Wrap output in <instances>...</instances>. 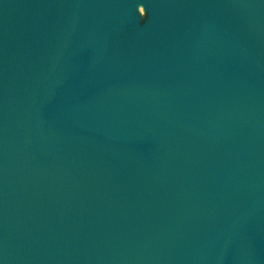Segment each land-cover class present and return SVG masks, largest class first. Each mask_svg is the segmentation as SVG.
<instances>
[{
	"label": "water",
	"instance_id": "1",
	"mask_svg": "<svg viewBox=\"0 0 264 264\" xmlns=\"http://www.w3.org/2000/svg\"><path fill=\"white\" fill-rule=\"evenodd\" d=\"M0 264H264V0H0Z\"/></svg>",
	"mask_w": 264,
	"mask_h": 264
},
{
	"label": "bare ground",
	"instance_id": "2",
	"mask_svg": "<svg viewBox=\"0 0 264 264\" xmlns=\"http://www.w3.org/2000/svg\"><path fill=\"white\" fill-rule=\"evenodd\" d=\"M140 12L143 13V9L142 8H140Z\"/></svg>",
	"mask_w": 264,
	"mask_h": 264
}]
</instances>
